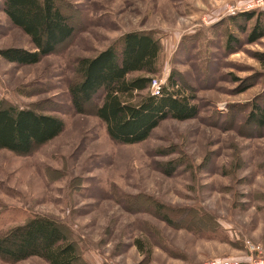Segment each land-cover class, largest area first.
Masks as SVG:
<instances>
[{"label": "rangeland", "instance_id": "374dc122", "mask_svg": "<svg viewBox=\"0 0 264 264\" xmlns=\"http://www.w3.org/2000/svg\"><path fill=\"white\" fill-rule=\"evenodd\" d=\"M261 2L63 0L77 29L69 44L33 66L0 57V98L65 123L30 155L0 150V232L53 218L77 245L81 264L264 262V130L248 123L252 106L264 107L257 57L264 38L248 42L256 19H232L264 17ZM135 31L156 34L162 54L154 78L166 87L178 72L199 114L165 120L145 142L123 145L92 106L75 110L69 90L80 59ZM231 33L242 41L234 53L226 50ZM7 48L34 46L0 8V49ZM0 264L47 263L0 257Z\"/></svg>", "mask_w": 264, "mask_h": 264}, {"label": "trees", "instance_id": "16d2710c", "mask_svg": "<svg viewBox=\"0 0 264 264\" xmlns=\"http://www.w3.org/2000/svg\"><path fill=\"white\" fill-rule=\"evenodd\" d=\"M62 2L0 0V8L13 27L28 36L34 46L33 50L0 49V57L18 66H33L69 44L77 29ZM232 19H242L246 23L256 19L248 42L255 43L264 38L262 14L251 12ZM237 28L245 29L238 25ZM155 35L152 31L126 33L97 56L82 58L77 63L69 90L73 106L82 114L86 112L85 108L92 106L95 116L105 124L109 137L116 143H143L163 121L183 122L193 120L199 114L196 96L184 86L176 71L158 94L148 92L152 80L160 72L162 46ZM241 45V39L232 33L228 35L227 52L234 53ZM257 57L264 61V54ZM248 123L264 130L262 105L252 106ZM64 129V121L57 116L36 108H21L0 98V150L27 156L59 137ZM163 218L172 223L167 217ZM0 257L13 263L33 257L47 264H81L83 260L62 224L43 216L0 232Z\"/></svg>", "mask_w": 264, "mask_h": 264}, {"label": "built area", "instance_id": "2783aa9c", "mask_svg": "<svg viewBox=\"0 0 264 264\" xmlns=\"http://www.w3.org/2000/svg\"><path fill=\"white\" fill-rule=\"evenodd\" d=\"M258 7L259 8L264 7V2H261ZM163 86L164 85H162L160 83V81H158V78H154L152 80V83H151V93L153 95L158 94L161 91ZM253 248H254L253 250H256V252H258L259 247L256 248L255 246H253ZM204 264H264V262L263 261H256V262L255 261H248L246 263H243V262H240L238 260L216 259V260H213V261H210V262H206Z\"/></svg>", "mask_w": 264, "mask_h": 264}]
</instances>
